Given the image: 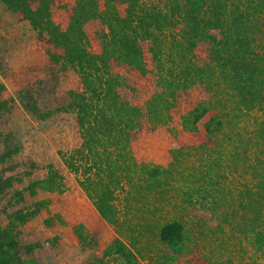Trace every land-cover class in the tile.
Instances as JSON below:
<instances>
[{"label":"trees","instance_id":"1","mask_svg":"<svg viewBox=\"0 0 264 264\" xmlns=\"http://www.w3.org/2000/svg\"><path fill=\"white\" fill-rule=\"evenodd\" d=\"M161 1L162 6L105 0L101 9L96 0H77L67 28L61 30L51 18L54 0H0L8 13L21 15L39 39L60 51L48 50L55 68L86 72L84 88L68 91L61 102L46 95L43 80L37 89L18 90L17 101L38 121L76 113L82 143L62 161L127 247L118 256L94 257L88 264H180L191 255L197 264H232L226 259L237 250H230L229 240L242 239L264 262V119H255L251 129L241 127L251 111L264 114V0ZM92 21L102 26V63L155 75V90L143 107L121 95L119 76L101 75L95 66L97 58L84 46V27ZM143 43L149 47L151 70ZM200 45L207 55L202 62L195 52ZM195 86L207 98L182 115L181 130L197 131L199 121L213 113L204 126L210 144L185 147L182 157L167 167L154 166L141 174L134 157L123 150L129 134L143 125L150 130L168 127L179 97ZM5 90L0 83V109L8 104L1 99ZM100 150L108 152L101 195L96 179ZM36 189L52 191L53 185L43 179L28 186L33 194ZM155 192L165 196L174 215L170 230L157 222L151 203ZM39 211H17L9 228L0 227V264H20L15 232ZM145 215L157 227L156 240H148L142 231ZM215 242L218 247L207 248Z\"/></svg>","mask_w":264,"mask_h":264},{"label":"rangeland","instance_id":"2","mask_svg":"<svg viewBox=\"0 0 264 264\" xmlns=\"http://www.w3.org/2000/svg\"><path fill=\"white\" fill-rule=\"evenodd\" d=\"M76 1L54 0L51 18L61 30L67 28ZM96 1L102 9L105 0ZM141 2L163 5L161 0ZM123 8L119 6L121 12ZM84 30V46L97 58L95 66L102 69L101 75L119 76L124 84L121 95L132 105L143 107L155 90V75L149 73L142 76L126 66L102 63L98 39L102 26L92 21L85 25ZM142 47L151 70L148 44L143 43ZM48 50L60 53L39 39L21 15L8 13L0 3V83L6 89L1 99L8 101L7 107L0 109V227L3 230L9 228L10 217L15 212H31L40 207L39 213L15 232L20 264H88L94 257L108 260L127 250L126 244L99 217L77 184L76 176L62 161L63 156L82 143L76 113L54 114L38 121L24 112L16 98L18 90L31 85L37 89L41 80L47 83L46 95L50 98L55 96L58 102L68 91H81L84 88L82 75L86 72L77 73L68 67L58 70L51 64ZM205 50L200 45L195 51L200 62L207 56ZM206 98L201 87H192L179 97L171 111L168 127L150 130L143 125L129 134V142L123 150L134 157L141 174L154 166L167 167L182 157L185 147L210 144L204 126L213 113L199 121L195 132H185L180 125L182 115ZM255 119H264V114L258 110L251 111L241 120V127L251 129ZM107 160L108 152L98 151L96 179L100 195L105 191ZM43 179L52 182V191L36 189L34 194L29 192L30 184ZM151 203L157 222L170 230L175 218L166 204L165 196L155 192ZM149 218L148 215L143 216L140 226L148 240H156L159 233ZM213 225L209 221V226ZM229 243L230 250L237 251L226 261L232 264H264L259 253H254L252 245L245 239L229 240ZM214 247H218L217 242L207 245V248ZM197 263L199 261L192 255L180 259V264Z\"/></svg>","mask_w":264,"mask_h":264}]
</instances>
